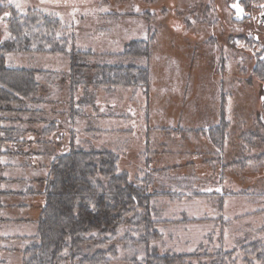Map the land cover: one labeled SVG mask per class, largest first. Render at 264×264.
I'll return each instance as SVG.
<instances>
[{"label": "rangeland", "instance_id": "rangeland-1", "mask_svg": "<svg viewBox=\"0 0 264 264\" xmlns=\"http://www.w3.org/2000/svg\"><path fill=\"white\" fill-rule=\"evenodd\" d=\"M232 2L0 0L1 7H9L4 11L9 13L7 17L0 13V42L10 38L15 15L34 10L57 18L72 35V47L92 52L100 64L108 62L105 56L123 54L132 42L147 41V85L91 89L93 103L83 118L71 122L68 112L63 113L68 82H59L54 103L45 109L55 113L48 118H57L55 134L60 136L59 145L64 150L52 151L59 156L73 145L111 152L118 159V174L140 185L146 176L148 158L152 157L150 152L161 149L162 161L157 159L161 162L154 166L172 169L180 165L168 174L173 175V180L182 176L181 186L187 196L154 197L151 205L155 211L152 221L157 223L156 238L150 245L159 254L202 253L201 247L208 253L217 249L234 251L232 264H260L249 246L256 244L259 249L255 251L264 246V23H258L264 0H242L250 14L242 22L233 20L234 13L229 8ZM4 60L6 66L15 68L57 75L69 71V60L64 55L9 54ZM221 113L222 123L228 127L223 136L199 129L198 124L204 121L218 123ZM22 128L31 131L40 126L24 124ZM166 129L177 131L169 130L167 135ZM185 130L189 134L184 135ZM254 132L257 137H253ZM245 133L247 143L242 153L239 144ZM24 136L35 138L30 133ZM162 143L166 148L159 147ZM35 146L24 145V153L36 151ZM32 159H14L15 165L8 170L10 176L21 175L17 165L35 166L37 159ZM42 160L41 164L46 163ZM26 169L24 174L29 172ZM167 178L163 176L164 182ZM39 212L33 208L34 219ZM24 213L14 211V219L28 217L19 216ZM27 225L14 222L5 229L36 232L35 224ZM244 247L248 248L244 251ZM122 253L112 264H124L120 262ZM8 256L4 258L9 264L21 263V255Z\"/></svg>", "mask_w": 264, "mask_h": 264}, {"label": "trees", "instance_id": "trees-1", "mask_svg": "<svg viewBox=\"0 0 264 264\" xmlns=\"http://www.w3.org/2000/svg\"><path fill=\"white\" fill-rule=\"evenodd\" d=\"M8 8L0 6V13L4 15ZM14 17L9 28L10 38L0 42V212H25L20 215L28 217L19 221H31L36 225L35 234L21 241L20 264H112L118 260L120 251L124 256L120 262L124 264H232L234 251L217 249L208 253L207 248L201 247L199 252L202 253L159 254L157 248L150 245L156 238L157 223L152 221L155 211L151 205L154 197L179 199L187 196L182 190V176H175L173 180V175L168 174L180 165L172 169L154 166L162 161L161 149L150 152L152 157L148 158L146 176L140 185L131 184L125 175L118 174V159L111 152L73 145L69 152L59 156L52 151L57 139H61L55 134L59 122L55 117L48 118L55 113L46 112L45 107L54 103L53 95L60 91L59 82H68V92L62 101L65 104L63 113L68 112L71 122L83 118L86 108L93 103L91 89L144 88L147 85L148 42H132L123 54L105 56L108 62L100 64L92 52L72 47V35L67 34L57 18H50L38 10ZM9 54L64 55L69 60V71L57 75L33 68L6 66L4 57ZM24 115H29L30 119H24ZM222 119L223 113L217 124L204 121L198 124L199 129L211 131L212 136H223L228 127ZM24 124L42 127L26 131L22 128ZM169 130L167 135L177 131ZM26 133L35 138L24 144L22 136ZM247 136L242 134L239 144L242 153L246 149ZM253 137H257L256 132ZM24 145H36L40 156L52 158L41 164L46 171L43 177L35 179L39 191L25 187L24 193L7 194L1 190L5 181L2 177L5 165L1 159L26 157L30 151L24 153ZM159 147L166 148V144ZM38 151L33 154L38 156ZM163 176L168 177L166 182ZM41 199L43 204H40ZM33 208L40 212L36 219H29ZM262 247L255 251L256 244L249 246L251 255H255L260 264H264ZM9 248L2 251L17 252L12 246ZM245 248L248 247L242 250ZM0 264L6 263L0 259Z\"/></svg>", "mask_w": 264, "mask_h": 264}, {"label": "crops", "instance_id": "crops-1", "mask_svg": "<svg viewBox=\"0 0 264 264\" xmlns=\"http://www.w3.org/2000/svg\"><path fill=\"white\" fill-rule=\"evenodd\" d=\"M39 126H40V128L42 127V125H39ZM27 134L28 133H26V135ZM24 135L22 136V140L25 142L24 144H27V143H29V141L34 140L33 138L32 139L26 138ZM60 141H58V139H57V144H56L55 148L58 151L60 149L63 151L64 150V146H62L63 148L60 147V145H59ZM32 147H33V145H32ZM35 147H36V151L35 150L33 151L32 149L28 150V151H30V154H29L30 156L29 155H27L26 157L22 156V157H25V158H28V159H32L33 158L34 160L36 158L37 162H36L35 166H33V165L29 166L27 164H25L24 166H22V165L18 166L17 165L16 168H18L20 170L22 169L21 173H20L21 175L18 176V177L10 176V173H8L9 172L8 170L13 165H15L13 160L14 159L15 160L19 159L21 157H8V158L6 157V158H2L1 159L2 164L5 165V168L2 171V177L5 179L4 183L1 186V190L3 192H6L7 194H17L19 192H23L24 193L25 192V189H24L25 187L35 188L36 191L40 190L38 188V186L35 184V179H39V178L43 177V175L46 173L43 170V167L41 166L40 159L46 160V163H48L49 159H51L52 157L47 158V157L40 156L41 154H39L38 147L37 146H35ZM37 151H38V156H35L34 154L35 153L37 154ZM24 169H26L27 171L29 170V172L24 174V171H23ZM43 171L45 172L44 174H43ZM200 193L211 195V193H209V192H200ZM15 216H17V215L12 214L9 211H1L0 212V220H1V222H0V259H3L5 261V263L8 260V258H4V257L7 256V255H9L8 257H11V256H13V254L4 252V251H2V249H10L9 247L12 246L14 248V250L17 251V252L14 253V255H19L18 251H19V247L21 246V241L24 240V239H27L29 237H32L35 234V232L32 233V234H29L31 232H25L24 233V231L20 230V229H17L16 232H11V231L8 232V230L5 229L7 224L14 223V222H16V223L22 222V221H19L17 219H14ZM19 216H21V215L19 214ZM33 218H34L33 215L30 214L29 219H33ZM22 223L23 224H28L27 227L31 226V224H33V222H31V221L30 222H22ZM14 228H16V227H14ZM7 263L9 264L10 262L7 261Z\"/></svg>", "mask_w": 264, "mask_h": 264}, {"label": "water", "instance_id": "water-1", "mask_svg": "<svg viewBox=\"0 0 264 264\" xmlns=\"http://www.w3.org/2000/svg\"><path fill=\"white\" fill-rule=\"evenodd\" d=\"M233 3L229 5V8L233 11L234 16L233 20L237 22H241L245 15L244 8L240 5L241 0H232ZM259 24L264 23V13L259 16Z\"/></svg>", "mask_w": 264, "mask_h": 264}, {"label": "flooded vegetation", "instance_id": "flooded-vegetation-1", "mask_svg": "<svg viewBox=\"0 0 264 264\" xmlns=\"http://www.w3.org/2000/svg\"><path fill=\"white\" fill-rule=\"evenodd\" d=\"M241 2H242V0H241ZM240 2V5L243 7V5H242V3ZM233 3V2H232ZM230 5V4H229ZM244 8V7H243ZM244 11H245V17H244V19L242 20V21H244L246 18H248L249 16H250V14L248 13V12H246V10H245V8H244ZM264 13V12H263ZM263 13H261V14H263ZM261 14H259L258 15V18H259V16L261 15ZM233 16H234V14H233ZM241 21V22H242ZM258 21H259V19H258Z\"/></svg>", "mask_w": 264, "mask_h": 264}, {"label": "snow or ice", "instance_id": "snow-or-ice-1", "mask_svg": "<svg viewBox=\"0 0 264 264\" xmlns=\"http://www.w3.org/2000/svg\"><path fill=\"white\" fill-rule=\"evenodd\" d=\"M17 7H19V5H17ZM9 15V13L5 12L4 16L7 17Z\"/></svg>", "mask_w": 264, "mask_h": 264}]
</instances>
